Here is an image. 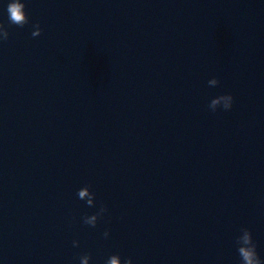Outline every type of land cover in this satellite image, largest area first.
Masks as SVG:
<instances>
[{"label": "water", "instance_id": "obj_1", "mask_svg": "<svg viewBox=\"0 0 264 264\" xmlns=\"http://www.w3.org/2000/svg\"><path fill=\"white\" fill-rule=\"evenodd\" d=\"M24 2L23 27L0 5V264H146L132 2Z\"/></svg>", "mask_w": 264, "mask_h": 264}, {"label": "clouds", "instance_id": "obj_2", "mask_svg": "<svg viewBox=\"0 0 264 264\" xmlns=\"http://www.w3.org/2000/svg\"><path fill=\"white\" fill-rule=\"evenodd\" d=\"M0 5L4 6V11L6 12L8 21L12 25H17L23 27L29 22L28 13L26 11V4L24 0H0ZM37 32H34L33 37L39 35L40 26L39 24L35 25ZM9 37V32L3 23H0V41H5ZM220 82L217 79H212L210 81V86L216 87ZM234 96L231 93H226L213 97L209 104L208 108L212 112H216L218 109H223L224 111L231 110L234 104ZM89 188L88 186H85ZM80 196L84 195V192L79 193ZM96 199L95 193L91 191L89 199L87 201L89 206H95L94 200ZM106 211V208L101 207L98 212L86 215L83 218V222L87 225L95 227L98 219ZM105 238L109 236V233L106 231L104 233ZM238 252L241 257V264H264V260L259 256L256 246L252 241V235L249 231L245 230L238 239ZM73 246H79V241L74 240ZM91 257L89 255H82L79 257L80 264H90ZM105 264H133L132 258L127 260H122L119 254L110 255Z\"/></svg>", "mask_w": 264, "mask_h": 264}]
</instances>
